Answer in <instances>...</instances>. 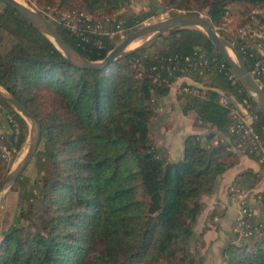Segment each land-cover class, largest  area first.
I'll return each mask as SVG.
<instances>
[{
  "label": "trees",
  "instance_id": "trees-1",
  "mask_svg": "<svg viewBox=\"0 0 264 264\" xmlns=\"http://www.w3.org/2000/svg\"><path fill=\"white\" fill-rule=\"evenodd\" d=\"M28 1L42 13L58 5L95 19L114 15L105 33L87 41L62 21L52 22L91 60L105 57L118 43V34L108 33L117 23L127 36L162 11H189L203 12L251 69L253 49H241L243 41L224 30L225 16L237 11V26L264 22V0H147L143 8L124 11L130 0ZM256 7L262 12L252 13ZM5 34L13 40L0 49V86L37 116L41 135L29 163L7 188L14 199L2 202L0 264H204L194 225L206 198L240 154L264 170L259 154L229 129L232 108L249 92L227 77L231 68L206 32L198 26L169 29L101 69L72 63L50 37L0 0V46ZM199 52L207 59L199 68L169 72L161 66L168 56L195 58ZM178 74L191 79L176 90L179 109L184 115L193 112L192 125L201 131L188 133L179 156L171 158L157 145L152 121ZM185 84L187 91L180 88ZM221 95L229 101L223 104ZM250 99L257 115L254 128L264 141V115ZM0 129L1 181L9 169L1 145L14 157L29 135L27 120L1 98ZM30 167L34 175L27 174ZM260 174L245 168L232 183L249 192ZM254 196L255 205L246 196L241 231L231 230L220 247L219 264H264V190ZM256 206L259 220L253 219ZM214 214L211 210L208 216Z\"/></svg>",
  "mask_w": 264,
  "mask_h": 264
},
{
  "label": "rangeland",
  "instance_id": "rangeland-1",
  "mask_svg": "<svg viewBox=\"0 0 264 264\" xmlns=\"http://www.w3.org/2000/svg\"><path fill=\"white\" fill-rule=\"evenodd\" d=\"M18 1L32 7L33 9L38 10V8L33 4V2H29L28 0H18ZM147 2H148L147 0H130V3L127 6H125V8L122 10L123 11L126 9L138 10L140 8L145 7ZM44 9L47 10L49 13H51L53 17L55 16V14L59 12L62 13L68 10L80 11L77 9L64 7V6L60 7L58 5H49L46 6ZM255 9L258 10L257 7ZM200 13L203 16H205L203 12ZM245 13L247 14L248 10H246ZM170 15L172 14H170L168 10L162 11L158 15L145 19L142 22V24H147L159 19H163ZM113 16L114 15H112V17ZM225 19H226L225 24L223 26L224 30L229 31L230 34L233 35V31L239 27L237 25L240 22V15L236 11L233 14H230L229 16H225ZM106 25L108 26L109 24ZM117 34L119 41L122 40L125 36L124 31H121L120 33ZM151 36L152 33L142 35L138 39L134 40L132 42L133 44L127 49L133 48L141 44L142 42L149 40ZM11 40H13L12 36L10 34H5L0 49L2 51H5ZM232 56H234L233 53ZM176 90H177L176 86L173 85L171 88V92L169 91V93L163 98L162 100L163 105L156 109L155 111L156 115L154 116L152 121V129L154 131V138L156 139L157 145L164 147L169 157L171 158H175L179 156V154L181 153L184 137L188 133L195 132L196 129H200L198 126L191 127L189 125L190 123H192L193 117L191 118L183 117V114L181 113L179 106L175 101ZM28 142H29V135L22 149L14 157L12 156V153L5 151L4 161L6 162V165L9 166L8 171L13 169L16 166V164L19 162V160L23 157L27 149ZM239 162H240V158L236 164H238ZM26 172L27 174L34 175V170L31 167L28 168ZM232 182H228L227 184L225 183L224 186L225 188L228 186L226 190V195H230L231 197H234L236 200V204H237L236 216L233 214L234 207H232L233 205L231 203L230 205H228V207L225 205L227 203H225L224 201L221 202V204L224 205H217L219 199H221V196L223 195V193L221 194L220 184H219L217 189L214 190V192L206 198V206L198 216L197 222L194 225L195 237L196 236L197 238L200 237L199 239L194 240V243L198 247L199 252L204 256V264H219L221 258L220 247L231 236V230L233 232L234 230H237V232L241 231V227H240V225L242 224L240 221L241 212L243 210H246V207H242L240 198L238 197V195H236V193L233 192L234 190H232V187L235 188L236 186H234ZM263 186L264 184H259L258 187L247 193L246 196L248 198V202L251 205L254 204L255 202L254 193L260 190ZM7 188L0 194V209L2 206V202L4 201V198H8L7 200L9 201V203H11V201L14 199L13 197H11L10 195L11 193L7 195ZM224 208L227 210V212L226 213L224 212L223 214L222 212ZM211 210L215 211L213 217L208 216ZM231 216H233L232 218L234 219L230 218ZM10 217H11V210L9 209V211H7L5 214L4 222L6 223L8 221V218ZM260 218H261L260 211H258L257 208L256 209L254 208L253 219L259 220ZM240 239H241L240 235L238 234L236 240H240Z\"/></svg>",
  "mask_w": 264,
  "mask_h": 264
},
{
  "label": "water",
  "instance_id": "water-1",
  "mask_svg": "<svg viewBox=\"0 0 264 264\" xmlns=\"http://www.w3.org/2000/svg\"><path fill=\"white\" fill-rule=\"evenodd\" d=\"M18 10L39 30L50 37L57 47L67 56V58L77 66L101 69L110 61L128 53L132 50L143 48L153 42L160 34L169 29L180 26H198L203 29L213 43L216 50L220 53L223 59L229 64L230 68L236 74L238 80L243 87L251 94L262 114L264 115V89L258 84L253 77L250 69L245 64L241 55L234 49L233 45L219 34L211 21L200 13L183 11L167 16L136 28L134 31L120 40L113 48H111L105 57L101 59L91 60L82 55L76 48L70 45L65 38L60 34L57 28L50 22L39 10L18 1V0H1ZM152 33L149 40L141 44L127 49L128 45L142 35ZM234 56H232V54ZM0 98L17 110L29 124V142L23 157L19 160L16 166L9 170L4 178L0 181V194L10 186L15 179L20 175L25 166L29 163L33 156L41 135V124L37 116H35L24 104H22L16 96L0 86Z\"/></svg>",
  "mask_w": 264,
  "mask_h": 264
},
{
  "label": "built area",
  "instance_id": "built-area-1",
  "mask_svg": "<svg viewBox=\"0 0 264 264\" xmlns=\"http://www.w3.org/2000/svg\"><path fill=\"white\" fill-rule=\"evenodd\" d=\"M251 12L261 13L262 10L252 9ZM42 14L50 22H53L54 20L62 21L69 31L79 35L81 39L85 41L89 40L91 35L105 33L108 30L106 28V24H109L112 20H114V16H106L102 19H95L91 14L81 10H68L62 13L59 12L55 14L54 17L47 10H44ZM116 26L117 28L115 30L109 31L108 33L112 35L123 31V28L120 27L119 23H117ZM233 36H236L243 41L240 46L241 49L246 48V46H250V48L253 49V51L250 52V55H254L256 58L253 61L250 71L255 80L262 87L264 82V22L255 24L245 23L233 31ZM94 42L98 46L101 45L100 39H95ZM136 63H138V67H140L138 59H136ZM205 63H207V59L204 57L202 52H199L195 58L190 55H186L183 58H180L177 55L168 56L162 60L161 66L169 72H172L173 70L186 72L190 69L199 68ZM223 67H225V63L221 62L220 68ZM225 73L231 82H236L238 80L232 69L231 71L226 70ZM186 77V75L181 74L175 75L172 85H177L178 88L182 83L181 80ZM180 88L185 91L189 90V86L187 84L182 85ZM249 95L251 96L250 93ZM250 96H243L241 100L232 108L231 112L233 115V122L229 129L232 133L239 134L242 140L248 143L249 148L256 154H259L260 160L264 161V141L254 128L253 123L257 115L253 112ZM220 101L225 104L229 101V98L227 95H221ZM1 148L3 156L5 155V151L12 153L11 150L3 144L1 145ZM232 190H234L233 192L240 198L242 207H245L243 204L248 191L238 187H232ZM260 190H264V186ZM245 211L246 210H243L241 214ZM240 221L241 223L244 222L242 219Z\"/></svg>",
  "mask_w": 264,
  "mask_h": 264
},
{
  "label": "crops",
  "instance_id": "crops-1",
  "mask_svg": "<svg viewBox=\"0 0 264 264\" xmlns=\"http://www.w3.org/2000/svg\"><path fill=\"white\" fill-rule=\"evenodd\" d=\"M183 81H186V82H191V79L190 78H188V77H186V78H183L182 80H181V82H183ZM173 86V85H172ZM172 88V87H171ZM176 89H177V85H176ZM170 92H171V89H170ZM176 98V97H175ZM175 101H176V103L178 104V102H177V99H175ZM183 117L184 118H191V117H194V113L193 112H188L187 114H183ZM191 127L193 126L192 125V123H190L189 124ZM195 131H201V128L200 129H196ZM245 168H251V169H253V170H255V171H260V178H259V181L256 183V185L254 186V188L253 189H255L256 187H258L259 186V184H264V170L262 169V167L259 165V163L255 160V159H253V158H251V157H249L248 155H246V154H241L240 155V162L238 163V164H236L235 166H233V167H231V168H229V169H227L224 173H223V175L220 177V179H219V181H218V184H217V186H216V188H215V190L217 189V187L219 186V184H220V191H221V194L223 193V195L221 196V199H219V201H218V204L217 205H224V204H221V202H225V203H227V204H225L227 207H228V205H230V203L233 205L232 207H234V209H233V214L236 216V214H237V204H236V200H235V198L234 197H231L230 195H226V190H227V187L225 188V183L227 184L228 182H232V181H234V179L237 177V175H238V173L240 172V171H242L243 169H245ZM252 189V190H253ZM223 198V199H222ZM216 201V202H217ZM233 202H234V204H233ZM252 205H255V202H254V204H252ZM257 205V204H256ZM214 207V206H213ZM257 208V206L255 207V209ZM257 210L259 211V209L257 208ZM224 212L226 213L227 212V210L224 208V210H223V214H224ZM233 215V216H234ZM233 216H231L230 218H232ZM232 219H234V218H232Z\"/></svg>",
  "mask_w": 264,
  "mask_h": 264
},
{
  "label": "bare ground",
  "instance_id": "bare-ground-1",
  "mask_svg": "<svg viewBox=\"0 0 264 264\" xmlns=\"http://www.w3.org/2000/svg\"><path fill=\"white\" fill-rule=\"evenodd\" d=\"M132 44H133V43H131L127 48H129ZM230 53H231V51H230ZM231 54H232V53H231Z\"/></svg>",
  "mask_w": 264,
  "mask_h": 264
}]
</instances>
